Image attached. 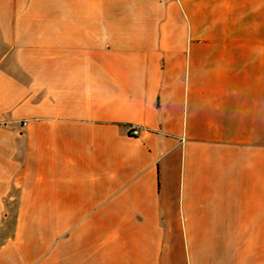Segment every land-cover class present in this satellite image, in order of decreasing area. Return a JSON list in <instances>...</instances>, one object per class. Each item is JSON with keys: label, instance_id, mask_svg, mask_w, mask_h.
<instances>
[{"label": "crops", "instance_id": "0c3cea01", "mask_svg": "<svg viewBox=\"0 0 264 264\" xmlns=\"http://www.w3.org/2000/svg\"><path fill=\"white\" fill-rule=\"evenodd\" d=\"M0 264H264V0H0Z\"/></svg>", "mask_w": 264, "mask_h": 264}, {"label": "built area", "instance_id": "2783aa9c", "mask_svg": "<svg viewBox=\"0 0 264 264\" xmlns=\"http://www.w3.org/2000/svg\"><path fill=\"white\" fill-rule=\"evenodd\" d=\"M22 126H26V123H23ZM128 133H129V136L133 138L139 137L141 134L140 129L134 126L129 128Z\"/></svg>", "mask_w": 264, "mask_h": 264}, {"label": "rangeland", "instance_id": "374dc122", "mask_svg": "<svg viewBox=\"0 0 264 264\" xmlns=\"http://www.w3.org/2000/svg\"><path fill=\"white\" fill-rule=\"evenodd\" d=\"M24 127V126H23Z\"/></svg>", "mask_w": 264, "mask_h": 264}]
</instances>
